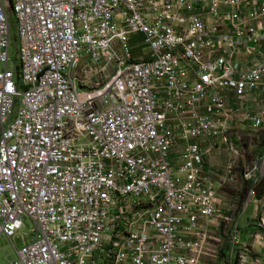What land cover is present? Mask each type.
<instances>
[{
  "label": "built area",
  "instance_id": "1",
  "mask_svg": "<svg viewBox=\"0 0 264 264\" xmlns=\"http://www.w3.org/2000/svg\"><path fill=\"white\" fill-rule=\"evenodd\" d=\"M238 123L264 0H0V238L33 224L0 264H264L261 200L246 242L209 176Z\"/></svg>",
  "mask_w": 264,
  "mask_h": 264
},
{
  "label": "rangeland",
  "instance_id": "2",
  "mask_svg": "<svg viewBox=\"0 0 264 264\" xmlns=\"http://www.w3.org/2000/svg\"><path fill=\"white\" fill-rule=\"evenodd\" d=\"M15 21L14 17L11 24L12 39L9 48L11 65L15 64L19 56V39L15 38ZM262 127L263 128L258 131H254L251 127H238L236 134H232V141L237 145L239 155H233L227 147V151L222 153L221 158L212 157V161H209L210 177L214 178L217 174H223V177H228L223 181L219 177L218 178L224 183L222 188L230 196L232 195L235 200H238L236 208L233 206L231 209L232 213L238 216L242 201L250 196L247 211L239 216L240 237L246 242L251 241V234L260 231L256 225L257 220L253 216L257 200H261L260 212H264V206L262 205V203H264V197H262L264 194L261 196L259 195L260 190L264 186V125ZM238 136H241L242 140L237 143ZM222 150L223 149L219 152ZM229 164H231L230 168H228ZM212 165H214V170L211 172ZM255 165H257V169L253 171L252 169ZM245 172L251 173L246 177L244 175ZM252 189L253 193H251ZM24 224V227L18 233L17 237L12 241L3 237L0 238V262L13 258L15 248L22 246L24 242L29 241L33 237V232L31 230L33 224L31 219L25 217Z\"/></svg>",
  "mask_w": 264,
  "mask_h": 264
},
{
  "label": "crops",
  "instance_id": "3",
  "mask_svg": "<svg viewBox=\"0 0 264 264\" xmlns=\"http://www.w3.org/2000/svg\"><path fill=\"white\" fill-rule=\"evenodd\" d=\"M251 126L252 125L250 123H246V124H244V123H238V125H237V127H251ZM237 143H238V140H237ZM221 146H222V148L217 149L216 152H215V155L213 157H215V158H221L222 157V153L225 152V151H227V147L224 144H221ZM221 149H223V150L221 152H219ZM216 153H218V154H216ZM225 169H226V167H225ZM218 177L220 179H222V181L228 178V177H223V174L222 175L217 174V176H214V178L216 179V183H217V187L216 188H217L218 197L220 198L221 201H223L226 204V206L227 205H233L236 208V204L238 203V200H235V198H233L232 196H230L222 188L224 186V183ZM262 197H264V195ZM263 214H264V212H263ZM238 216H240V215H238ZM11 259H8V260H11Z\"/></svg>",
  "mask_w": 264,
  "mask_h": 264
},
{
  "label": "trees",
  "instance_id": "4",
  "mask_svg": "<svg viewBox=\"0 0 264 264\" xmlns=\"http://www.w3.org/2000/svg\"><path fill=\"white\" fill-rule=\"evenodd\" d=\"M264 194V186H263V188L260 190V192H259V195L261 196V195H263Z\"/></svg>",
  "mask_w": 264,
  "mask_h": 264
}]
</instances>
